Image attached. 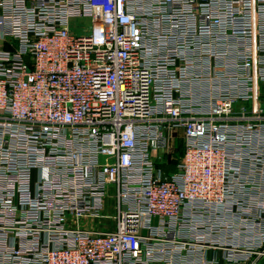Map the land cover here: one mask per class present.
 <instances>
[{"label": "built area", "instance_id": "built-area-1", "mask_svg": "<svg viewBox=\"0 0 264 264\" xmlns=\"http://www.w3.org/2000/svg\"><path fill=\"white\" fill-rule=\"evenodd\" d=\"M221 250L264 260V0H0V264Z\"/></svg>", "mask_w": 264, "mask_h": 264}, {"label": "rangeland", "instance_id": "rangeland-1", "mask_svg": "<svg viewBox=\"0 0 264 264\" xmlns=\"http://www.w3.org/2000/svg\"><path fill=\"white\" fill-rule=\"evenodd\" d=\"M182 155H183V149L181 144L178 143L177 148L173 150V157L175 158V161L178 162L182 158ZM169 170L175 171L174 166L173 167L170 166ZM76 225L83 226L84 228L102 227V223H99V221H90V222L82 221L80 223H76Z\"/></svg>", "mask_w": 264, "mask_h": 264}, {"label": "crops", "instance_id": "crops-1", "mask_svg": "<svg viewBox=\"0 0 264 264\" xmlns=\"http://www.w3.org/2000/svg\"><path fill=\"white\" fill-rule=\"evenodd\" d=\"M168 171H170V172H172L171 170H169V168H168ZM211 252H209V254H210ZM218 253H219V256H220V263L219 264H230L227 260H225V259H223V256H224V251L223 250H221V251H218ZM208 254V255H209ZM259 264H264V262L262 261L261 263H259Z\"/></svg>", "mask_w": 264, "mask_h": 264}]
</instances>
